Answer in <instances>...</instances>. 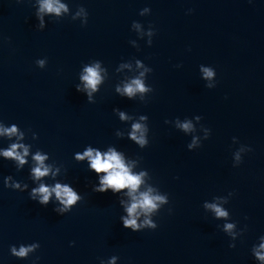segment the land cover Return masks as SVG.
I'll list each match as a JSON object with an SVG mask.
<instances>
[{
  "label": "water",
  "instance_id": "obj_1",
  "mask_svg": "<svg viewBox=\"0 0 264 264\" xmlns=\"http://www.w3.org/2000/svg\"><path fill=\"white\" fill-rule=\"evenodd\" d=\"M0 264H264V0H0Z\"/></svg>",
  "mask_w": 264,
  "mask_h": 264
}]
</instances>
